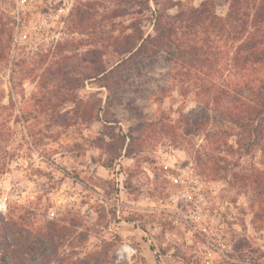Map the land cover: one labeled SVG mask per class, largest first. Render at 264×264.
<instances>
[{
    "label": "rangeland",
    "instance_id": "1",
    "mask_svg": "<svg viewBox=\"0 0 264 264\" xmlns=\"http://www.w3.org/2000/svg\"><path fill=\"white\" fill-rule=\"evenodd\" d=\"M204 1L0 0V229L25 264H264V151L234 121L239 74L202 89L162 54L96 76L122 58L108 37L153 36L156 13ZM258 8L245 36L264 46Z\"/></svg>",
    "mask_w": 264,
    "mask_h": 264
},
{
    "label": "trees",
    "instance_id": "2",
    "mask_svg": "<svg viewBox=\"0 0 264 264\" xmlns=\"http://www.w3.org/2000/svg\"><path fill=\"white\" fill-rule=\"evenodd\" d=\"M134 1L119 0L123 2V5H130ZM165 1L167 4L172 2V0ZM226 1L228 3L227 18H221L214 13L213 0L204 1L199 8H181L182 4L175 2L170 6L178 7L175 15L156 13L153 36L136 35L134 26L130 25L128 28L131 29L132 34L108 37V48L122 58L97 73L96 76L119 73L132 66H141L142 61L139 59L163 54L164 61L172 67L186 69L185 73L180 75L186 81L193 78H190L187 73L189 69H192L199 77L195 80L200 83L202 89L205 86L207 90L212 87L220 90L216 86L220 81L225 83L229 76V74L226 76L223 74V69L229 67L225 70L228 73L234 69L235 74H239L238 78H240L234 84L235 87L243 88L248 92V97L245 99L241 97L233 99L237 104L233 107L234 121L244 129L252 143L259 138L262 143L261 149L264 151L263 41L253 42V38L245 36L249 24L247 4L250 0ZM258 9V12L264 13V0H259ZM127 13L125 9L113 8L108 12L107 19L119 18ZM3 60L4 52L0 46V62ZM92 64H97L95 58L92 59ZM142 67H145V64H142ZM216 80L219 81L216 83ZM221 91L223 89L219 93H222ZM212 100L217 101L216 98ZM7 235V229L2 227L0 229V264H25L26 254L23 251H31L30 248L26 244H21L18 245L17 251H9L11 242L8 241ZM37 244L40 245L39 242ZM33 251L35 254L38 253L34 248ZM5 253L9 254L12 262H9L7 258L4 259ZM34 263L38 264L36 261ZM57 264L60 263L57 261Z\"/></svg>",
    "mask_w": 264,
    "mask_h": 264
},
{
    "label": "built area",
    "instance_id": "3",
    "mask_svg": "<svg viewBox=\"0 0 264 264\" xmlns=\"http://www.w3.org/2000/svg\"><path fill=\"white\" fill-rule=\"evenodd\" d=\"M126 250H128V248L124 249L123 252H120V254H125L126 255L127 254Z\"/></svg>",
    "mask_w": 264,
    "mask_h": 264
}]
</instances>
